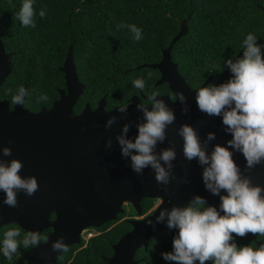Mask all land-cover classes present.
I'll return each mask as SVG.
<instances>
[{
    "label": "trees",
    "instance_id": "1",
    "mask_svg": "<svg viewBox=\"0 0 264 264\" xmlns=\"http://www.w3.org/2000/svg\"><path fill=\"white\" fill-rule=\"evenodd\" d=\"M22 3L0 0V38L12 61L11 73L0 86V100H7L12 107V96L23 86L29 93L24 106L32 112L50 108L59 98V90L66 87L62 67L70 44L77 75L84 84L74 107L77 114L86 104L95 109L102 97L109 110L127 104L135 95L147 104L144 96L153 91L174 96L167 83L156 84L161 73L149 65L161 61L163 50L181 30V20H186L189 30L175 42L171 56L193 89L208 78L207 86L228 81L229 69H219L227 59H236L249 33L257 37L264 52V0H33L35 27H25L18 19ZM41 9L46 10L44 18L39 16ZM120 24H135L142 29L143 38L135 41L126 27H118ZM138 78L145 80L143 91L133 86ZM41 95L48 99L41 100ZM156 203V199H143V213ZM124 208L118 219L89 228L57 263L108 264L113 245L133 229L129 217L138 214L131 204ZM12 228L20 229L22 236L27 233L14 222L0 227V264H17L30 249L21 246L12 260L5 258L2 241ZM173 237L170 230L158 232L146 248L137 250L136 264H172L162 253L172 250ZM234 240L238 246L255 243L248 235L234 236Z\"/></svg>",
    "mask_w": 264,
    "mask_h": 264
},
{
    "label": "water",
    "instance_id": "2",
    "mask_svg": "<svg viewBox=\"0 0 264 264\" xmlns=\"http://www.w3.org/2000/svg\"><path fill=\"white\" fill-rule=\"evenodd\" d=\"M180 23L181 30L163 50L161 61L149 65L161 73L156 84L167 83L174 95L177 91H183L191 109L185 115L178 101L174 103L169 95H161L175 110L177 117L175 124L168 128V139L157 147V151H160L170 146L169 141H175L177 158L173 162L174 178L167 185V191H164L165 186L156 182L152 169H145L142 176L136 174L130 160L121 156L116 140L122 126L130 121L132 128L129 136L137 135L136 124L142 119V113L136 109V105L142 102L139 96H133L127 103H130V107L126 116L116 109L118 106L107 110L104 97L95 109L86 104L81 113H75L74 107L84 91V84L76 72L72 44L62 67L66 87L59 90V98L50 108L43 107L38 112H32L24 105L13 104L11 107L7 100H0V148L12 149V155L3 159H21L24 163L21 175H35L39 183V190L33 196L18 193V207L0 205V227L14 222L27 232L42 233L51 229L47 234L48 243L24 251L17 264H58V259L64 253L52 251L51 244L56 239L63 237L68 247L78 244L87 229L101 227L106 222L118 219L119 214H124L125 204H131L142 215V200L157 199L159 204L152 213L139 220H129L133 229L113 245L114 253L106 259L108 264H136L137 250L143 246L146 248L158 232L170 230L165 223L157 224L155 228L147 224V219L155 220L162 208L185 206L195 195L204 196L210 205L219 207V197L205 190L201 166L195 160H185L183 140L175 131L187 122L198 129L202 140L208 132H216V139L208 145L209 152L216 143L226 144L230 139L221 118L206 116L196 105V90L206 87L210 78L193 89L172 60L171 51L175 42L189 30L186 20ZM243 52L236 59L241 58ZM11 70V53L6 52L0 38V86ZM227 73L231 74L230 70ZM144 99L147 100V96ZM114 115L123 118L106 129L108 118ZM109 138L112 139V147L106 148ZM235 159L243 169V156L236 153ZM247 174L252 176L253 183L264 185V164ZM185 176L186 183L182 182ZM3 198L4 193L0 192V201ZM52 214H55V218H51ZM170 231L174 236L178 232L177 229Z\"/></svg>",
    "mask_w": 264,
    "mask_h": 264
},
{
    "label": "clouds",
    "instance_id": "3",
    "mask_svg": "<svg viewBox=\"0 0 264 264\" xmlns=\"http://www.w3.org/2000/svg\"><path fill=\"white\" fill-rule=\"evenodd\" d=\"M36 15L33 0H23L18 13L21 24L35 27ZM39 16L44 18L46 10L41 9ZM118 27H126L135 41L143 38L142 29L135 24H120ZM242 48L241 58H229L219 69L221 72L225 67L230 70L228 81L196 90L198 110L206 116L221 118L225 133L230 136L226 144L216 143L209 152L208 145L216 139V132H208L202 140L198 129L190 123L185 122L175 129L183 140L185 160L198 162L205 190L218 196L220 203L217 208L210 205L204 196L195 195L187 205L160 208L155 220L147 219L152 228L165 223L168 229L178 230L173 237L172 250L162 253L163 259L172 264H264V244L259 247L238 246L234 240V236L243 238L249 233L264 237V185L253 183L252 176L247 174L264 164V52L257 43V37L251 33ZM151 76L149 72L148 77ZM133 86L143 91L145 80L135 79ZM28 94L21 86L11 102L23 106ZM169 98L182 105L183 114L191 111L183 91H177ZM40 99L46 101L48 97L41 95ZM147 100V104L140 102L136 105L137 111L142 113L141 121L136 124L137 135L129 136L130 121L122 126L116 140L121 156L130 160L132 170L142 176L145 169H152L156 182L165 186L164 191H167V185L174 178L175 141H169L170 146L160 151L157 147L168 139V128L175 124L176 112L161 98L159 91L148 94ZM129 107L130 103L121 104L116 109L126 116ZM123 116L109 117L105 128L110 129ZM105 146L112 147L111 138ZM236 153L244 158L243 169L235 159ZM11 155L10 147L0 148V192L4 193L0 205L16 208L19 206L18 193L33 196L39 190V183L35 175H21L24 167L21 159H3ZM182 182H187L186 176ZM154 209L131 219L139 220ZM92 235L89 233L87 237ZM48 241L49 237L38 231H29L22 236L20 229L12 228L4 233L2 252L6 259L12 260L21 246L37 248ZM51 249L60 254L69 250L63 237L53 241Z\"/></svg>",
    "mask_w": 264,
    "mask_h": 264
},
{
    "label": "flooded vegetation",
    "instance_id": "4",
    "mask_svg": "<svg viewBox=\"0 0 264 264\" xmlns=\"http://www.w3.org/2000/svg\"><path fill=\"white\" fill-rule=\"evenodd\" d=\"M156 200H157V199H156ZM158 204H159V200H157L156 206H157ZM156 206H155V208H156ZM152 212H153V211H152ZM135 217H137V216L129 217V218L131 219V218H135ZM248 236H250V237L254 240V242H255V243H254L253 245H251V246L259 247V246H260V243H264V237H262L261 240H260V239L257 238L256 235H253V234H251V233H249Z\"/></svg>",
    "mask_w": 264,
    "mask_h": 264
},
{
    "label": "rangeland",
    "instance_id": "5",
    "mask_svg": "<svg viewBox=\"0 0 264 264\" xmlns=\"http://www.w3.org/2000/svg\"><path fill=\"white\" fill-rule=\"evenodd\" d=\"M125 206H128V204H125ZM86 232H87V231H85L84 234H86ZM88 232H90V231H88ZM91 233H92V232H91ZM93 233H95V231H94ZM88 235H89V234H88Z\"/></svg>",
    "mask_w": 264,
    "mask_h": 264
}]
</instances>
